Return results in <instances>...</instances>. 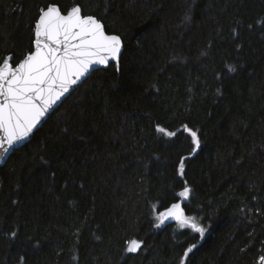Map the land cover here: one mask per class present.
I'll list each match as a JSON object with an SVG mask.
<instances>
[{
  "label": "trees",
  "instance_id": "1",
  "mask_svg": "<svg viewBox=\"0 0 264 264\" xmlns=\"http://www.w3.org/2000/svg\"><path fill=\"white\" fill-rule=\"evenodd\" d=\"M50 4L80 5L124 51L0 166V264H257L264 0H0V62L34 50ZM181 201L203 235L160 222Z\"/></svg>",
  "mask_w": 264,
  "mask_h": 264
},
{
  "label": "snow or ice",
  "instance_id": "2",
  "mask_svg": "<svg viewBox=\"0 0 264 264\" xmlns=\"http://www.w3.org/2000/svg\"><path fill=\"white\" fill-rule=\"evenodd\" d=\"M186 19H190L186 17ZM34 50L14 61L6 56L0 62V157L17 143L25 140L41 122V118L77 84L94 64L106 65L117 60L122 48V37L106 34L105 26L94 16L82 15L80 6L66 12L56 4L40 10L34 27ZM229 71H234L229 66ZM194 145L199 147L198 132L184 126ZM159 133L176 135L157 125ZM178 175L184 174L181 159ZM191 188L184 186L177 194L188 199ZM158 210V209H157ZM161 223L173 219L181 228L204 234L198 219L185 214L181 203H172L159 212ZM15 236V233L12 234ZM126 251L136 252L143 243L132 240ZM195 247V246H193ZM192 249L189 248L185 255ZM257 264H264V254Z\"/></svg>",
  "mask_w": 264,
  "mask_h": 264
},
{
  "label": "water",
  "instance_id": "3",
  "mask_svg": "<svg viewBox=\"0 0 264 264\" xmlns=\"http://www.w3.org/2000/svg\"><path fill=\"white\" fill-rule=\"evenodd\" d=\"M56 5H58V4H56ZM76 6H80V5H76ZM81 7V6H80ZM82 9V8H81ZM82 15H84L83 14V11H82ZM85 16H92V15H85ZM95 17V16H94ZM97 18V17H96ZM98 19V18H97ZM101 21V20H100ZM101 23L104 25V23L101 21ZM105 26V25H104ZM105 31H106V34H115V33H108L107 32V30H106V27H105ZM117 35H119V34H117ZM123 51H124V41H123V39H122V48H121V53H120V55H119V57H118V59L117 60H110V62L108 63V64H106V65H99V64H94V65H92L91 67H90V69H89V71L83 76V77H81V79L80 80H78L77 81V84L76 85H74V86H72L71 88H70V90H69V92L68 93H66L62 98H61V100L60 101H58L46 114H45V116L44 117H42L41 118V122L38 124V126L35 128V129H33V131H32V133H30L29 134V136L25 139V140H23V141H21V142H19V143H17L14 147H12L7 153H5L2 157H0V166H2V165H4L6 162H7V160L9 159V157L12 155V153L16 150V149H18V148H20V147H22L23 145H25L26 143H28L32 138H33V136H34V134L43 126V124L46 122V120L50 117V115L61 105V103L74 91V90H76L87 78H89V76L94 72V71H96V70H98V69H100V68H106V67H108L111 63H114V62H117L118 60H119V58L121 57V55H122V53H123ZM10 57H12L13 58V56L12 55H9ZM3 135V133H2V131H0V136H2ZM179 203H181V206L183 207V202L181 201V202H179ZM166 222H168V223H176L177 221H175V220H173V219H167V220H165Z\"/></svg>",
  "mask_w": 264,
  "mask_h": 264
},
{
  "label": "bare ground",
  "instance_id": "4",
  "mask_svg": "<svg viewBox=\"0 0 264 264\" xmlns=\"http://www.w3.org/2000/svg\"><path fill=\"white\" fill-rule=\"evenodd\" d=\"M166 222V221H165Z\"/></svg>",
  "mask_w": 264,
  "mask_h": 264
}]
</instances>
